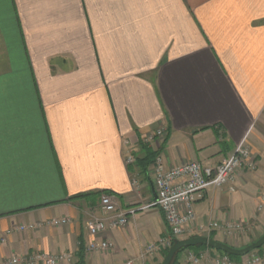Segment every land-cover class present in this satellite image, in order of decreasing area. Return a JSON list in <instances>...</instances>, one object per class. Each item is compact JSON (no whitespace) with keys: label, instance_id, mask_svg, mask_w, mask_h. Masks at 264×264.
<instances>
[{"label":"crops","instance_id":"1","mask_svg":"<svg viewBox=\"0 0 264 264\" xmlns=\"http://www.w3.org/2000/svg\"><path fill=\"white\" fill-rule=\"evenodd\" d=\"M159 128L161 145L147 147ZM243 141L256 168L234 191H205L185 238L222 241L213 222L248 224L240 249L264 234V0H0V263L45 253L144 264L166 235L159 209L137 210L154 199L146 163L214 166ZM101 193L134 213L93 237L87 212L99 215ZM61 218L70 223L15 229ZM94 241L111 248L86 251Z\"/></svg>","mask_w":264,"mask_h":264},{"label":"built area","instance_id":"2","mask_svg":"<svg viewBox=\"0 0 264 264\" xmlns=\"http://www.w3.org/2000/svg\"><path fill=\"white\" fill-rule=\"evenodd\" d=\"M165 129L159 128L155 133L144 136V144L151 145L155 141L164 138ZM128 146L127 143H125ZM127 165H132L131 155L125 157ZM152 171H148L154 199L139 204L138 211H145L157 208L162 213L166 223V235L156 243L147 245L144 248L145 255L160 253L163 248L170 247L171 244L180 238L195 220L194 205L201 200L203 193L209 187L220 188L227 186L230 191H234V182L237 174L243 170L252 171L256 168V162L250 147L245 143H240L232 154L225 157L220 163L214 166H204L198 161H185L179 165L165 167L163 159L157 156L152 163ZM261 205L264 202V194L261 197ZM134 210L124 211L118 206L115 195L101 193L99 195V217L88 224V232L96 237L107 231L124 228L128 223V216ZM70 223L69 218L50 219L42 224H30L15 227L20 232L35 230L42 226L59 227ZM245 225L237 221L233 223H211L209 230H223L227 235L241 233ZM11 231L6 233L9 234ZM5 235H0V242H5ZM111 248L107 241L92 242L86 249L88 252H104ZM161 249V250H160ZM189 261L197 262V259L189 257ZM261 259L255 257L248 259L244 264H260ZM71 257L67 254L48 255L36 253L27 257L10 256L1 261L0 264H69ZM127 264H133L128 262ZM217 264H232L228 257L222 256Z\"/></svg>","mask_w":264,"mask_h":264},{"label":"rangeland","instance_id":"3","mask_svg":"<svg viewBox=\"0 0 264 264\" xmlns=\"http://www.w3.org/2000/svg\"><path fill=\"white\" fill-rule=\"evenodd\" d=\"M164 140V138L162 137L160 140H158L157 142L160 144L162 141ZM242 143H245L246 144V141H243ZM154 144V143H153ZM151 144V146H155V147H157L156 146V144ZM161 145V144H160ZM147 147H149L150 145H146ZM236 148V147H235ZM251 150V149H250ZM152 153H154V152H152ZM251 153H252V157L254 156V154H253V152L251 151ZM156 156V155H155ZM132 158H133V156H132ZM133 162H134V158H133ZM152 165V164H151ZM150 164L148 165V167H147V171H152L153 170V168H152V166H151ZM210 188H212V189H214V187H209L208 189H210ZM215 189H217V188H215ZM97 205H98V213H99V198H98V203H97ZM260 205H261V203H260ZM259 205V206H260ZM264 206V202L262 203V207ZM145 211H148V210H145ZM145 211H142V212H145ZM257 211L258 212H260L261 211V208H257ZM92 212V213H91ZM90 213V214H89ZM89 214V218L92 216V220H91V222L95 219V218H97V217H99V215L98 214H95V212H93L91 209H89L88 210V212H87V215ZM194 222H195V220H194ZM193 222V223H194ZM235 222V221H234ZM214 223V222H213ZM229 223H233V222H229ZM165 225H166V223H165ZM47 226V225H46ZM49 227V226H48ZM213 232V231H212ZM249 232H250V229H249V225L247 224V225H245V227L243 228V231L241 232V233H237V235H235L234 233L233 234H230V235H227L226 237H223V240L222 241H217L216 239H214L213 237H209V238H205V237H202V236H191V237H189V238H185L186 236H187V232H185L182 236H180V238L178 239V240H175L172 244H171V246L170 247H166V248H163L162 249V251L160 252V253H158L157 252V254L156 253H153L152 255H145L144 257H142V255H141V257L138 259L139 261H141V263H144V264H146V261L150 258H155V257H160V259H161V262H162V260H163V254L164 253H167V251L172 247V245L176 242V241H180V240H186V239H190V238H197V237H201V238H205V239H207V240H215V241H217V242H219V243H222V244H224V245H226V246H228V247H230V248H232V249H237V250H240V248H241V246H242V243H243V241H244V239L245 238H247V235L249 234ZM187 233V234H186ZM264 235V234H263ZM262 235V236H263ZM261 236V237H262ZM261 237H259V239L261 238ZM259 239H257V241L259 240ZM257 241H252L253 243H251V245L252 244H254L255 242H257ZM154 244V243H153ZM235 245H236V247H235ZM250 246V245H249ZM202 247H206V248H203V250H201L200 249V252H197V251H190V250H185V251H179L177 254H176V256L175 257H178V255L180 254V253H182V252H188V254H187V257L185 258V261H184V263H181V264H200V262L201 261H208L209 263L211 262L212 264H217V261H219L220 259H221V257L222 256H226V257H228L229 258V260L230 261H232V264H237L238 262H240V264H244L248 259H252V258H255V257H259L262 261H261V263L264 261V245L260 248V249H257V250H254V251H252V252H250V253H248L247 255H245V256H243V257H236V258H238V259H234L233 257L234 256H229V255H227V254H225V253H223V252H221V251H219V250H216V249H213V248H210V247H208V246H202ZM238 247H239V249H238ZM248 247V246H247ZM243 248V247H242ZM244 248H246V247H244ZM243 248V249H244ZM187 249H189V248H187ZM161 250V249H160ZM199 251V250H198ZM213 252L214 253H216V255H213ZM220 252V253H219ZM142 253L144 254V251H142ZM36 254V253H35ZM166 255V254H165ZM12 256H15V255H12ZM17 257H18V255H16ZM30 256V255H29ZM193 257L194 259H197V262H195V261H189L188 259H189V257ZM24 257H27V256H24ZM174 260H175V258L173 259V261H172V263L171 264H173L174 263ZM129 262H132V261H129ZM160 262V263H161ZM132 263H134V261L132 262ZM160 263H158V264H160ZM260 263V264H261ZM64 264H66V263H64ZM70 264H71V262H70ZM176 264H179L178 263V261L176 260Z\"/></svg>","mask_w":264,"mask_h":264},{"label":"water","instance_id":"4","mask_svg":"<svg viewBox=\"0 0 264 264\" xmlns=\"http://www.w3.org/2000/svg\"><path fill=\"white\" fill-rule=\"evenodd\" d=\"M264 245V235L254 244L244 248V249H232L222 243H219L215 240H207L205 238L197 237V238H190L186 240L176 241L172 247L167 251L166 255L164 256L162 262L160 264H171L173 259L175 258L176 254L182 250L192 247H199V246H208L210 248L219 250L229 256L234 257H243L248 253L260 249Z\"/></svg>","mask_w":264,"mask_h":264},{"label":"trees","instance_id":"5","mask_svg":"<svg viewBox=\"0 0 264 264\" xmlns=\"http://www.w3.org/2000/svg\"><path fill=\"white\" fill-rule=\"evenodd\" d=\"M147 157H150V158H153L155 157L156 153H151L149 150H147ZM146 160V159H145ZM147 165H145V168H143V171H146L147 170V167H148V163H146ZM203 248H206V247H202V246H199V247H192V248H189V249H182L181 251H185V250H190V251H198L200 249H203ZM180 251V252H181ZM220 253V252H219ZM166 253L163 254V257L165 256ZM234 259H238L236 257H233ZM176 260H177V257H175V260H174V263L173 264H176ZM77 264H83L82 262V259H79L78 260V263Z\"/></svg>","mask_w":264,"mask_h":264}]
</instances>
